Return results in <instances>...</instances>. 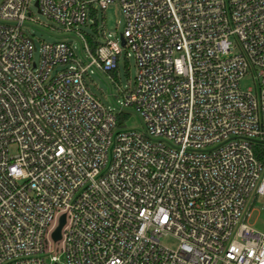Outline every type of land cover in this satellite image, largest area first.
I'll list each match as a JSON object with an SVG mask.
<instances>
[{"label":"built area","instance_id":"1","mask_svg":"<svg viewBox=\"0 0 264 264\" xmlns=\"http://www.w3.org/2000/svg\"><path fill=\"white\" fill-rule=\"evenodd\" d=\"M115 1L120 39L92 29ZM31 4L62 34L37 58ZM124 50L114 112L84 76ZM261 141L264 0H0V264H264Z\"/></svg>","mask_w":264,"mask_h":264},{"label":"rangeland","instance_id":"2","mask_svg":"<svg viewBox=\"0 0 264 264\" xmlns=\"http://www.w3.org/2000/svg\"><path fill=\"white\" fill-rule=\"evenodd\" d=\"M30 11L32 17H34L37 22L29 28L37 48V51L34 53L35 58H37L38 49L42 42L58 41L62 37V34L57 32L59 26L44 15L38 13L33 4L30 6ZM96 20L98 25H101L103 21L102 26L107 38L120 39V33L124 28L125 19L117 1L108 4L105 9H99L96 13ZM81 29L86 32L90 31L88 26H82ZM72 43L76 46L75 50L78 52V42L72 40ZM126 51L127 50H124L119 56L117 72L115 74L112 72L107 74L88 72V76H84V82L90 92L93 93L106 108L112 109L114 112H117L118 107L122 106L125 95L123 90H132L136 74L135 62L131 56L128 57V63H124ZM60 68L61 66L58 65L54 70ZM107 76H111L119 85L116 86ZM253 85L252 80L249 78H242L240 80V87L243 89L253 87ZM126 126L142 129L140 119L134 113H130ZM249 222L257 230L264 229V198L262 196H259L254 202ZM160 241L171 247H174L176 244V239L172 237H162Z\"/></svg>","mask_w":264,"mask_h":264},{"label":"trees","instance_id":"3","mask_svg":"<svg viewBox=\"0 0 264 264\" xmlns=\"http://www.w3.org/2000/svg\"><path fill=\"white\" fill-rule=\"evenodd\" d=\"M91 16L94 19V23L92 25V29L93 31L96 30V25H97V20H96V16L95 14L92 12ZM88 43L91 47V49H94L96 47V45L98 44V42L96 40H94V38L92 37L91 34H86ZM125 64L128 63L127 60L124 61ZM117 72V68H115L114 70H112V73L115 74ZM122 118H126L128 116V113L122 112L121 113ZM253 150H254V154L255 156L259 159V160H263L264 159V143H255L253 146Z\"/></svg>","mask_w":264,"mask_h":264},{"label":"water","instance_id":"4","mask_svg":"<svg viewBox=\"0 0 264 264\" xmlns=\"http://www.w3.org/2000/svg\"><path fill=\"white\" fill-rule=\"evenodd\" d=\"M122 42H123V40H122ZM261 143H264V141H261ZM63 223H64V216L62 215L59 219V223H58L57 227L55 228V230L52 233L53 240H58L60 238V229H61V226L63 225Z\"/></svg>","mask_w":264,"mask_h":264}]
</instances>
